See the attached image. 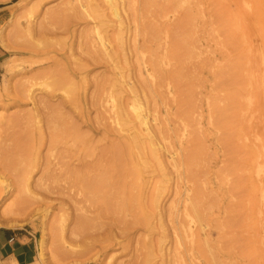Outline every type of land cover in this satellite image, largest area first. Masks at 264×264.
I'll list each match as a JSON object with an SVG mask.
<instances>
[{"label":"rangeland","instance_id":"rangeland-1","mask_svg":"<svg viewBox=\"0 0 264 264\" xmlns=\"http://www.w3.org/2000/svg\"><path fill=\"white\" fill-rule=\"evenodd\" d=\"M0 2L13 7L0 29V228L36 235L32 264H264V0ZM183 39L189 52L177 51ZM188 86L192 107L181 103ZM225 86L241 97L233 122L245 125L232 143L214 111L227 106ZM133 91L166 173L138 177L137 162L155 156L147 144L140 161L134 142L128 172H105L129 134L118 107L132 111ZM196 132L205 150L189 164ZM197 186L201 217L185 216Z\"/></svg>","mask_w":264,"mask_h":264},{"label":"bare ground","instance_id":"bare-ground-1","mask_svg":"<svg viewBox=\"0 0 264 264\" xmlns=\"http://www.w3.org/2000/svg\"><path fill=\"white\" fill-rule=\"evenodd\" d=\"M109 2H111L112 4H114L113 2H114V0H113V2H112V0H108ZM175 1V0H174ZM117 2V1H116ZM243 2V1H242ZM246 3V2H245ZM250 3V2H249ZM111 4V5H112ZM116 5V4H115ZM241 5V4H240ZM118 6V5H117ZM242 6H243V4H242ZM241 6V7H242ZM114 6L112 5V8H113ZM114 9V8H113ZM116 9V11H117V9H118V7L117 8H115ZM192 9V8H191ZM244 9V8H243ZM246 9H247V6H246ZM114 12V11H113ZM104 13H106V11L104 12ZM114 13H116V12H114ZM248 13V12H247ZM102 14V13H101ZM117 14H118V12H117ZM120 14V13H119ZM117 15L119 18H120V15ZM192 14V13H191ZM213 14V13H212ZM214 14H215V12H214ZM213 14V16H216V15H214ZM78 15V14H77ZM102 16V15H101ZM116 16V15H115ZM116 16V17H117ZM186 16V15H185ZM97 17H98V15H97ZM105 17V16H104ZM188 17V16H187ZM100 18V17H99ZM189 18H187V20L185 21V23L184 24H188L190 21L188 20ZM120 21H121V18L119 19ZM215 21V20H214ZM121 22H123V21H121ZM218 22V21H217ZM189 28V27H188ZM154 31V30H153ZM262 31V30H261ZM223 35V34H222ZM223 36H225V35H223ZM114 37V36H113ZM174 39V38H173ZM120 41V40H119ZM177 48H178V50L177 51H180L179 49H181V52H183V50L185 51V52H189V49H188V45H186L187 43L184 41V39L183 40H178L177 41ZM258 46V45H257ZM123 47V46H122ZM187 47V48H186ZM183 49V50H182ZM262 49V48H261ZM106 50V49H105ZM171 50V49H170ZM187 50V51H186ZM176 51V50H175ZM181 52H175V57H176V59L178 60V62H183V61H181V60H184V59H182V54H181ZM263 52V51H262ZM106 53V52H105ZM184 53V52H183ZM106 54H109V57H111L110 56V53H106ZM186 55V54H185ZM125 56V55H124ZM184 56V55H183ZM186 58H188V57H185V59ZM258 59H259V57H258ZM142 60V59H141ZM161 60V59H160ZM111 61H113V59H111ZM171 61V60H170ZM160 62V61H159ZM177 62V61H176ZM114 63V62H113ZM154 64V63H153ZM233 64V63H232ZM229 65L228 66V68H229V70L226 72H223V76H225L223 79L225 80V79H227V77H228V81H230V84L232 85V84H234V83H231V81L233 82V77H235L234 76V74H233V65ZM183 65V64H182ZM155 66V65H154ZM156 67V66H155ZM172 67V66H171ZM141 71V70H140ZM222 71V70H221ZM224 71V70H223ZM158 72V71H157ZM147 74V73H146ZM264 74V73H263ZM219 75V74H218ZM167 76V75H166ZM180 73L179 72H177V73H174V76H173V80H174V82L176 81V80H179V81H176L175 82V86H178V87H180L179 86V84L180 83H177V82H180L181 80H180ZM255 77V76H254ZM264 77V76H263ZM175 78V79H174ZM249 77H247V79H248ZM230 79V80H229ZM243 79V78H242ZM260 79V78H259ZM248 80H251V78L250 79H248ZM248 80H247V82H248ZM192 81V80H191ZM222 81V80H221ZM226 81V83H225V85H230L229 84V82H227V80H225ZM236 81V80H235ZM242 81V80H241ZM258 81V80H257ZM208 82V81H207ZM223 82V81H222ZM237 82H238V80H237ZM253 82V80L251 81V83ZM177 83V84H176ZM196 83V82H195ZM250 83V84H251ZM259 83H261V82H259ZM191 84V83H190ZM262 84H264V83H262ZM122 85H124V84H122ZM172 85H174V84H172ZM194 84H191V86H193ZM229 86V87H232V86ZM252 85V84H251ZM257 85H258V83H257ZM171 86V85H170ZM169 86V87H170ZM223 87V86H222ZM227 89L229 88V87H227V86H225ZM186 88V87H185ZM188 88H189V86H188ZM186 89V91H188L187 92V94H185L186 92H185V90H184V95L182 94V96L185 98H182L181 99V103H185V100H186V102L188 101V103H185L184 105H190V101H191V96H190V94H193L195 91L193 90V88H189V89ZM170 89V88H169ZM192 90V91H191ZM218 90V89H217ZM220 90V89H219ZM231 89H228V91H227V95H228V93H229V95L227 96V97H224V98H226L227 100V102H224V106H226V104L225 103H227V106L226 107H222L221 105V103H219V106H217L218 105V102H217V105H216V108H215V112L217 111V114H218V118L220 119V121H219V119H217L219 122H220V124L219 125H221V127H223L225 130L227 129V131H229V132H227V134H228V137H227V141H228V143L229 142H231V141H233V138L234 137H236V139H238L237 137H239V136H236V135H238V131H240V130H238V129H240V125L242 124V123H244V122H239V123H237V125H235V123L233 122V118H232V113H233V102L235 103V101H238L239 103H240V95L239 94H237L236 93V91L234 92L233 91V89L230 91ZM230 91V92H229ZM131 92V91H130ZM191 92H193V93H191ZM200 92V91H199ZM182 93V92H181ZM197 94V93H196ZM240 94H241V91H240ZM194 95V94H193ZM242 95V94H241ZM132 97L133 98H131L132 99V107H133V109H132V111L131 112H129L128 111V108L126 107V105L124 104V102H122L120 105H119V107H118V113H119V116H120V118H121V120L123 121V126H124V129H125V131H126V133H128L129 132V134H122V135H118L119 137H117L118 138V140H119V143H117L118 145H113L114 147H113V149L111 150V156H110V160L111 161H109V162H107V163H109L108 165H105V167H104V169H105V172H110V173H119V174H117V176L116 175H112V176H116V177H118V175L121 177V175L120 174H122L123 172L124 173H127L128 172V169H125V165H124V147H125V143L126 142H128L130 145L132 144L131 142H134L135 144L133 145V148L135 149V150H137V149H139L140 150V152H139V154H138V157H139V160L140 161H144V160H146L148 157H147V154L145 153V150H146V148L148 147V145L147 144H150V152H152L153 153V155L155 156L154 157V160H155V163L156 164H153L152 163V161H154L152 158V161H145L144 163L143 162H137V166L135 167V173H136V175L138 176V177H144L146 174L145 173H154L153 171L155 170L156 171V168L158 167V169H160V171L161 172H163V173H166V165H165V162H164V160H163V158H162V156H161V153H159L158 151H157V144H154L152 141H154L153 140V138H152V136H148L149 134L147 133V131L149 130V127H150V125H149V119H148V117H147V115H145L144 114V110H143V108H142V106H141V103H139L138 102V100H137V93H136V91H133V93H132ZM219 97H220V95H219ZM261 97V96H260ZM181 98V97H180ZM223 99V98H222ZM221 99V100H222ZM240 99V100H239ZM192 100H193V98H192ZM220 100V101H221ZM250 100V99H249ZM259 100H260V98H259ZM213 101V100H212ZM219 101V102H220ZM223 101H225V100H223ZM222 101V102H223ZM254 102H255V100H253ZM252 101V102H253ZM243 101H241V103H242ZM257 102V101H256ZM251 103V102H250ZM193 104V103H192ZM213 104V103H212ZM238 104V103H237ZM244 104V103H243ZM261 105V104H260ZM191 107L192 106H195L194 104L193 105H190ZM221 106V107H220ZM244 106H245V104H244ZM215 106H213V108H214ZM239 107H241V105H239ZM243 107V106H242ZM212 108V109H213ZM246 108V107H245ZM258 109V108H257ZM189 110H191L190 108H189ZM232 111V112H231ZM183 112V111H182ZM181 112V113H182ZM187 112H189L188 110H187ZM187 112H186V114H187ZM242 112V111H241ZM231 113V114H230ZM243 113V112H242ZM217 114H216V116H217ZM181 115H183V113L181 114ZM190 115V114H189ZM243 115V114H242ZM184 117H185V115H183ZM214 116V115H213ZM186 117H188L187 115H186ZM198 117V116H197ZM215 117V116H214ZM189 119H190V117H188ZM217 118V117H216ZM216 118H215V120H216ZM198 119V118H197ZM209 120V119H208ZM216 120V121H217ZM187 121H188V119H187ZM210 121V120H209ZM215 121V122H216ZM241 121V120H240ZM234 123V124H233ZM211 124H212V122H211ZM238 124H239V126H238ZM242 125H244V124H242ZM256 125V124H255ZM122 126V125H121ZM245 126V125H244ZM75 127V126H74ZM242 127V126H241ZM244 129H243V131L241 130L240 132H239V134H241V132H243V134H241L242 136H240L239 138H241V137H245L244 136V134H245V127H243ZM123 129V130H124ZM151 129V128H150ZM238 130V131H237ZM249 130H250V128H249ZM192 131V130H191ZM147 134H146V133ZM186 132V131H185ZM184 132V133H185ZM236 132H237V134H236ZM247 132V131H246ZM149 133H151V131L149 132ZM235 133V134H234ZM197 134V136H199L198 138H193V139H197L196 140V142H195V144L197 143V145H198V143H199V145H201V144H203L202 142H203V140H202V142H200V135L196 132L195 134H194V137H195V135ZM247 134V133H246ZM257 134V133H256ZM259 134V133H258ZM257 134V135H258ZM205 135V134H204ZM234 135V136H233ZM196 136V137H197ZM185 137V136H184ZM203 138V137H202ZM259 138V137H258ZM258 138H257V140H258ZM198 139H199V141H198ZM222 139V138H221ZM223 139H225V138H223ZM235 139V140H236ZM239 140H242V138L241 139H239ZM259 140H260V138H259ZM198 141V142H197ZM201 143V144H200ZM232 143V142H231ZM230 143V144H231ZM258 143V142H257ZM260 143V142H259ZM195 144H193L194 146H195ZM196 145V146H197ZM197 146V148L192 152H189V155H190V157H189V164L191 163H193V164H195L196 162L194 161V160H197V158L195 159V157L197 156V157H199L198 155H199V153H198V151L201 149V152H202V150L204 149L205 150V148H203L202 146ZM223 145V144H222ZM225 145V144H224ZM255 145H257L256 144V142H255ZM252 146V145H251ZM260 146H263L262 144L260 145ZM199 147H201V148H199ZM252 147H254V146H252ZM256 147V146H255ZM254 147V148H255ZM249 149H252L251 147H248ZM247 148V149H248ZM254 148L252 149L253 151H254ZM260 148H262V147H260ZM260 148H258V150H259V152H260ZM134 149H132V150H134ZM161 149V148H160ZM159 149V150H160ZM192 149H194V147L192 148ZM138 150V151H139ZM148 150V151H149ZM152 150V151H151ZM257 150V149H256ZM262 150H263V148H262ZM262 150H261V152H262ZM264 151V150H263ZM147 152V151H146ZM261 152H260V154H261ZM136 153H138V152H136ZM135 153V154H136ZM142 153V154H141ZM149 153V152H148ZM191 153V154H190ZM263 153V152H262ZM198 154V155H197ZM202 154V153H201ZM211 154V153H210ZM250 154V153H249ZM248 154V155H249ZM261 155H264V153L263 154H261ZM260 155V156H261ZM134 156V155H133ZM234 156V155H233ZM251 156V155H250ZM250 156H249V158H250ZM147 157V158H146ZM257 155L253 158V161H251L252 163L251 164H253L254 165V163H257V161H259L260 163L258 164V165H262L263 166V163L260 161V160H257ZM263 157V156H262ZM134 158H135V156H134ZM248 158V157H247ZM247 158H246V161H247ZM248 158V159H249ZM259 158V157H258ZM135 160H136V158H135ZM192 161H194V162H192ZM243 161V160H242ZM70 162V161H69ZM66 163V162H65ZM262 163V164H261ZM241 165H243L242 163H241ZM244 166V165H243ZM262 166L260 167L261 169H262ZM258 167V166H257ZM245 168V167H244ZM255 168V167H254ZM260 168H257L256 170H261ZM89 169V168H88ZM132 169V168H131ZM246 169V168H245ZM65 170V169H64ZM66 171V170H65ZM100 171V170H99ZM133 171V170H132ZM220 171V170H219ZM89 173V172H88ZM248 173V172H247ZM257 173L258 174H260V172H258L257 171ZM86 174H87V172H86ZM135 175V176H136ZM149 175V174H148ZM111 176V178H109L110 180H115V179H113V177ZM116 177H114V178H116ZM120 177H118V178H120ZM145 178V177H144ZM259 178V177H258ZM90 180V179H89ZM110 180H109V182H110ZM86 181V180H85ZM85 181H83V182H85ZM94 181V180H93ZM88 181V185H93V186H96V187H98L97 185H100V184H103L104 183V181L102 182V180H98V181ZM108 181V180H107ZM93 182V183H92ZM121 183H123L122 181H121ZM85 184H86V182H85ZM114 184H117V183H114ZM87 185V184H86ZM88 185H87V187H88ZM118 185V184H117ZM198 185V184H197ZM93 186H90V187H93ZM200 186H202L201 184H200ZM86 187V188H87ZM204 187V186H203ZM203 187H201L202 188V191H203ZM89 188V187H88ZM112 188V187H111ZM201 188L199 187V186H197L196 187V196L192 199V201H191V208L192 209H190V208H188V205H185V208H184V215L185 216H188V217H190V211L191 210H194L195 212H196V214H197V216H199V218L201 217L200 216V209H199V207H201L202 205H201V202L203 201V199H205L204 198V196H202V194H201ZM207 188V187H206ZM106 192V191H105ZM204 192V191H203ZM205 193V192H204ZM130 195V194H129ZM203 197V199H202V197ZM108 197V196H107ZM106 197V198H107ZM206 197V196H205ZM105 198V197H104ZM107 204H108V202H107ZM13 205V204H12ZM201 205V206H200ZM18 205H16V207H17ZM12 208H13V206H12ZM14 211V210H13ZM10 214V213H9ZM12 214V213H11ZM15 214V213H14ZM229 215V214H228ZM227 217V216H226ZM198 218V219H199ZM225 219H227V218H225ZM233 219V218H232ZM216 220V219H215ZM79 221V220H78ZM82 221V220H81ZM80 222V221H79ZM83 223V222H82ZM192 231V230H191ZM177 243H180V240H179V242H178V240H177ZM40 245H41V250L44 248V245H45V243H44V239H42L41 241H40ZM179 245V247H177V248H179L180 249V244H178ZM177 245V246H178ZM219 247V246H218ZM221 248V247H220ZM178 249V250H179ZM179 252V251H178ZM177 253V252H176ZM43 255V253H40V256H42ZM14 264H16V263H14Z\"/></svg>","mask_w":264,"mask_h":264},{"label":"crops","instance_id":"crops-1","mask_svg":"<svg viewBox=\"0 0 264 264\" xmlns=\"http://www.w3.org/2000/svg\"><path fill=\"white\" fill-rule=\"evenodd\" d=\"M12 5L0 2V29L12 17ZM7 50L0 45V75ZM37 239L32 232L22 229L0 228V254L8 259L6 264H32L37 253Z\"/></svg>","mask_w":264,"mask_h":264}]
</instances>
